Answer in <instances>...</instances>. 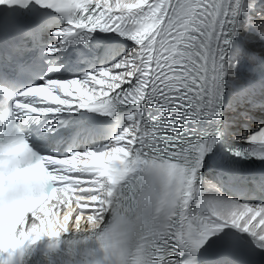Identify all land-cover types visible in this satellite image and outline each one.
<instances>
[{
    "label": "snow or ice",
    "instance_id": "snow-or-ice-1",
    "mask_svg": "<svg viewBox=\"0 0 264 264\" xmlns=\"http://www.w3.org/2000/svg\"><path fill=\"white\" fill-rule=\"evenodd\" d=\"M0 6V264L264 253V0Z\"/></svg>",
    "mask_w": 264,
    "mask_h": 264
},
{
    "label": "bare ground",
    "instance_id": "bare-ground-1",
    "mask_svg": "<svg viewBox=\"0 0 264 264\" xmlns=\"http://www.w3.org/2000/svg\"><path fill=\"white\" fill-rule=\"evenodd\" d=\"M259 115L261 117H264V114L263 113H261ZM226 116L229 119H231V120H234L235 119L234 114L231 113V112L226 113ZM73 119H74V117H73ZM255 123L256 122H254V121H252V122H245L243 124H241V123H232L231 124V130L233 132H235V134L242 133L243 128H244V126H243L244 124L250 125L249 128H251V130H255V127H256ZM257 146H259V144H257ZM216 176H217L216 165L212 161V162L208 163L207 166H206V168L204 169V178L206 180H208V181H213L214 182ZM243 251L246 252V253H249L251 250H249L248 248H244ZM255 252L264 255V253H261L259 250H256Z\"/></svg>",
    "mask_w": 264,
    "mask_h": 264
},
{
    "label": "rangeland",
    "instance_id": "rangeland-1",
    "mask_svg": "<svg viewBox=\"0 0 264 264\" xmlns=\"http://www.w3.org/2000/svg\"><path fill=\"white\" fill-rule=\"evenodd\" d=\"M128 43H130V42H128ZM254 122H256V121H254ZM243 126L249 128L250 125H248V124H244ZM252 127H253V126H252ZM249 129L251 130V128H249Z\"/></svg>",
    "mask_w": 264,
    "mask_h": 264
}]
</instances>
